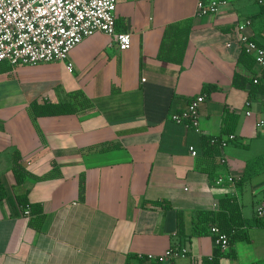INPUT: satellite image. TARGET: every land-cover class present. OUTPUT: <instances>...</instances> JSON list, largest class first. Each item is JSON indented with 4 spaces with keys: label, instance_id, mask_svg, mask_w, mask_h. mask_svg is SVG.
I'll return each mask as SVG.
<instances>
[{
    "label": "crops",
    "instance_id": "crops-1",
    "mask_svg": "<svg viewBox=\"0 0 264 264\" xmlns=\"http://www.w3.org/2000/svg\"><path fill=\"white\" fill-rule=\"evenodd\" d=\"M198 1L118 0L117 28L132 33V47L121 50L97 32L70 52L72 72L65 61L6 62L0 177L43 211L16 214L0 201V264H170L149 256L171 246L185 250L174 264H210L212 222L198 233L200 213L219 209L223 198L237 201L245 219L264 210V169L236 183L247 161L264 155L256 125L264 94L251 91L261 69L236 41L238 25L251 20L245 33L264 46V3L220 0L217 12L198 15ZM199 94V128L175 121ZM69 99L85 104L76 113H32L34 100ZM228 110L238 115L237 139L207 155L203 137L226 136ZM16 156L29 174L22 183ZM244 229L248 238L223 250L218 264H264V225Z\"/></svg>",
    "mask_w": 264,
    "mask_h": 264
},
{
    "label": "built area",
    "instance_id": "built-area-1",
    "mask_svg": "<svg viewBox=\"0 0 264 264\" xmlns=\"http://www.w3.org/2000/svg\"><path fill=\"white\" fill-rule=\"evenodd\" d=\"M118 0H0V62L6 61L12 66L37 65L53 61H65L67 69L72 72L74 64L69 60L70 52L87 37L104 32L112 36L121 50L132 47V33L119 31L117 28ZM264 3V0H258ZM220 0H199L197 14L208 15L218 11ZM251 20L238 25L237 42L243 51L252 55L260 67V73L253 77V83L264 85V46L245 33ZM145 80V79H143ZM264 94V93H263ZM206 101V94H199L191 99L188 108L173 115V119L187 128H199V111ZM246 114L251 116L252 101L246 102ZM258 127L264 128V110L256 120ZM237 136L229 134L221 138L220 149L223 150ZM191 154L197 155L194 146L190 147ZM221 161L226 163L225 156ZM222 177L216 183L222 184ZM229 181H234L230 176ZM31 215L27 207L22 212ZM264 210H259L262 215ZM210 231L214 241L222 250L229 247V236L223 232L217 223H212ZM185 250L171 246L156 258L160 262L174 259L183 255Z\"/></svg>",
    "mask_w": 264,
    "mask_h": 264
},
{
    "label": "trees",
    "instance_id": "trees-1",
    "mask_svg": "<svg viewBox=\"0 0 264 264\" xmlns=\"http://www.w3.org/2000/svg\"><path fill=\"white\" fill-rule=\"evenodd\" d=\"M264 10V6H263ZM174 28V27H172ZM165 47V42L163 43ZM249 54L245 53L247 59ZM254 58V57H253ZM255 61V59H254ZM10 65L6 61L0 62V72L7 71L10 69ZM247 79H242L239 74L235 75L234 84L236 86L244 87ZM252 93H264L263 84H255L252 81ZM79 94V93H78ZM81 95V93L79 94ZM83 97V96H82ZM84 98V97H83ZM79 101L74 102L73 100H65L60 102H49L45 101L43 103L34 100L31 102L32 113L35 117L41 115H60L68 113H76L81 105ZM238 124V115L229 110L226 112V116L223 119L222 131L224 134H235V130ZM225 136V135H224ZM220 137H203L204 151L207 155H216L220 151ZM237 139V138H236ZM236 141V140H235ZM234 142V141H233ZM14 172L16 174V179L18 183H22L28 177V171L20 162V157L16 156L14 160ZM264 169V155L257 156L247 161L246 170L243 176L239 178L236 183L242 186L246 181L252 179L256 175L260 174ZM6 199L13 207L16 214L22 213L27 207L30 208L32 214L37 215L42 213L43 207L41 203L30 202L28 194L17 195L13 194L3 179L0 177V201ZM200 223L198 224V233L207 232V227L202 226V222H212L217 223L219 228L228 234L229 244L233 245L239 240H244L248 238V232L244 229L245 226L252 227L254 225H264V216H259L256 214L251 219H245L241 210L240 204L232 200L231 198H223L220 200V207L217 210L201 212ZM226 253L221 247L216 245L214 255L209 260L210 264H218L219 259Z\"/></svg>",
    "mask_w": 264,
    "mask_h": 264
}]
</instances>
